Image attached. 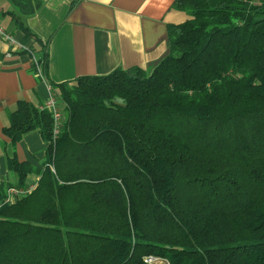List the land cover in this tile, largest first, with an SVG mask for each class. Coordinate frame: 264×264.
<instances>
[{"label": "trees", "instance_id": "obj_1", "mask_svg": "<svg viewBox=\"0 0 264 264\" xmlns=\"http://www.w3.org/2000/svg\"><path fill=\"white\" fill-rule=\"evenodd\" d=\"M173 9L188 20L168 27L151 74L51 84L56 139L49 112L21 100L9 114L14 145L39 130L48 148L41 169L9 161L17 183L0 184V204L39 178L0 206V264H264V0ZM17 18L46 75L47 46Z\"/></svg>", "mask_w": 264, "mask_h": 264}, {"label": "crops", "instance_id": "obj_2", "mask_svg": "<svg viewBox=\"0 0 264 264\" xmlns=\"http://www.w3.org/2000/svg\"><path fill=\"white\" fill-rule=\"evenodd\" d=\"M175 1L0 0V24L21 42L19 17L47 46L49 85L117 69L140 68L151 74L170 53L168 27L188 20L186 13L173 9ZM33 48V55L41 60L42 47ZM32 58L30 52L13 51L0 38V184L17 183L9 171L11 159L39 169L46 159L48 143L39 130L15 145L3 133L19 101L41 109L50 97L48 84L33 72ZM38 178L30 175L25 188L36 186Z\"/></svg>", "mask_w": 264, "mask_h": 264}, {"label": "built area", "instance_id": "obj_3", "mask_svg": "<svg viewBox=\"0 0 264 264\" xmlns=\"http://www.w3.org/2000/svg\"><path fill=\"white\" fill-rule=\"evenodd\" d=\"M0 38L10 46V48L13 51H18V52H30L32 54V62L33 65L35 66L36 70V76L42 80V82L47 83V78L44 73L43 69V63L39 59L35 58L33 55V52L30 50L29 47H27L25 44L22 42L18 41L11 33L6 31L0 24ZM48 88L50 90V97L47 100V102L41 107V110L47 111L51 114L52 119H53V137L56 139L62 129L63 122H64V113L61 108V101L59 98L58 93L55 91L53 86L48 84ZM35 186L29 187V188H18V187H12L7 191V197L3 203L0 204H9V203H15L18 199L24 197L25 195L29 194ZM144 262L146 264H170L168 261L150 256L146 257Z\"/></svg>", "mask_w": 264, "mask_h": 264}, {"label": "rangeland", "instance_id": "obj_4", "mask_svg": "<svg viewBox=\"0 0 264 264\" xmlns=\"http://www.w3.org/2000/svg\"><path fill=\"white\" fill-rule=\"evenodd\" d=\"M11 175H14V174H12V173H10ZM15 176V175H14Z\"/></svg>", "mask_w": 264, "mask_h": 264}]
</instances>
